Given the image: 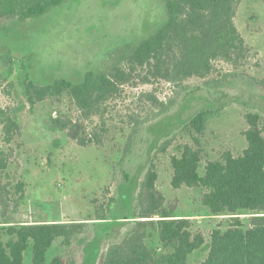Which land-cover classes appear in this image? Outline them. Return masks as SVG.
<instances>
[{
	"label": "trees",
	"instance_id": "16d2710c",
	"mask_svg": "<svg viewBox=\"0 0 264 264\" xmlns=\"http://www.w3.org/2000/svg\"><path fill=\"white\" fill-rule=\"evenodd\" d=\"M67 0H0V21L19 22L41 17ZM240 0H164L166 20L154 34L139 44H127L111 53L100 71L87 72L80 83L60 79L46 86L31 81L24 84L30 105L48 97L67 93L81 120L100 115L101 107L120 94L123 85L166 83L173 88L165 101L143 93L149 113L144 119L130 117L129 133L121 158L113 167L112 179L119 190L128 185L138 170L141 176L130 198V217L108 224L105 216L94 223L15 222L24 199L23 182L11 183L8 167L14 158L10 143L19 135V126L9 115L1 121L0 148V264H77L63 256L48 260L55 244L67 250L75 244L82 253L81 264H187L188 257L204 244L201 234L191 232V222L164 210L165 198L156 187L153 158L164 153L171 139L153 143V123L180 110L192 95L203 92L212 102H222L236 81H242L238 97H258L264 79L250 77L241 68L251 48L239 33L234 19ZM222 61L232 70L220 72L214 62ZM190 79L200 82L188 84ZM247 88V89H246ZM212 111L197 109L186 122L202 133ZM139 117V118H138ZM246 148L234 156L223 152L219 159L204 165L199 174L201 152L184 145L179 156L171 158L173 189L197 188L206 215L230 216L224 232L210 236L206 259L200 264H264V116L244 115ZM88 139V138H87ZM89 139L79 140L81 146ZM246 222V227H245ZM149 229L157 231L161 253L147 245Z\"/></svg>",
	"mask_w": 264,
	"mask_h": 264
},
{
	"label": "rangeland",
	"instance_id": "374dc122",
	"mask_svg": "<svg viewBox=\"0 0 264 264\" xmlns=\"http://www.w3.org/2000/svg\"><path fill=\"white\" fill-rule=\"evenodd\" d=\"M163 2L67 0L41 17L25 22L0 21V148L7 147L2 142L4 116L9 115L20 128L9 145L14 158L7 170L11 183L24 184V199L15 222L90 224L102 215L113 225L130 217V198L141 171L119 190L112 170L121 158L130 117L144 119L149 113L148 101L141 94L152 93L165 101L172 97L173 88L164 82L123 85L120 94L101 107L99 116L81 120L67 93L30 105L24 83L46 86L60 79L80 83L87 72L100 71L111 53L127 44H139L157 32L166 20ZM234 22L251 48L240 72L264 79V0H240ZM214 68L216 76L232 70L222 61L214 62ZM199 82L187 81L191 85ZM240 88H245L242 81L226 89L231 97L223 100L227 102L223 106L203 92L194 94L180 110L156 120L150 128L153 143L164 137L172 141L164 153L153 158L156 187L165 198L164 210L190 220L191 232L204 239L187 264H200L206 259L212 232L226 231L230 216L206 215L197 188L173 189L171 158L179 156L184 145L198 149L202 158L198 171L203 176L206 162L219 159L226 151L234 156L243 152L247 146L244 115L259 112L264 116V90L251 101L238 97L242 95ZM197 109L212 111L202 133L186 125ZM83 138L90 141L81 146L79 140ZM147 245L156 254L161 253L156 230L149 229ZM58 255L65 262H82L76 244L69 250L55 244L48 260ZM30 261L27 253L25 264Z\"/></svg>",
	"mask_w": 264,
	"mask_h": 264
},
{
	"label": "clouds",
	"instance_id": "9594fccd",
	"mask_svg": "<svg viewBox=\"0 0 264 264\" xmlns=\"http://www.w3.org/2000/svg\"><path fill=\"white\" fill-rule=\"evenodd\" d=\"M56 115V113H53V117Z\"/></svg>",
	"mask_w": 264,
	"mask_h": 264
}]
</instances>
